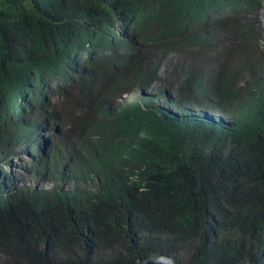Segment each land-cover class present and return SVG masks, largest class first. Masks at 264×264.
<instances>
[{
	"label": "trees",
	"instance_id": "obj_1",
	"mask_svg": "<svg viewBox=\"0 0 264 264\" xmlns=\"http://www.w3.org/2000/svg\"><path fill=\"white\" fill-rule=\"evenodd\" d=\"M252 2L0 0V154L20 141L19 133L27 139L35 131L29 127L36 122L21 117L19 96L41 102L53 82L63 113L54 106L51 119L74 122L78 109L120 83L117 58L136 40L208 22L221 41L254 51L256 30L237 16ZM224 8L227 14L215 16ZM103 47L108 54L99 57ZM226 100L233 106V96ZM187 122L201 140L197 166L181 152L155 163L137 149L133 159H120L127 163L90 161L60 140L52 158L67 167L60 176L78 179L76 189L58 186L62 180L36 158L27 170L46 177L49 188L25 185L5 201L0 182V264H264V142L257 136L264 115L235 145L210 123ZM114 143L125 154L127 142ZM201 178L209 182L204 193Z\"/></svg>",
	"mask_w": 264,
	"mask_h": 264
},
{
	"label": "clouds",
	"instance_id": "obj_2",
	"mask_svg": "<svg viewBox=\"0 0 264 264\" xmlns=\"http://www.w3.org/2000/svg\"><path fill=\"white\" fill-rule=\"evenodd\" d=\"M228 12L224 8L215 16ZM237 16L244 28L256 30L254 51L245 53L243 45L221 41L208 22L204 27L159 32L148 42L136 40L115 57L121 59L114 75L120 83L108 85L87 107L78 109L72 115L77 116L74 122L69 119L63 124L51 119L54 106L61 104L50 86L53 82L43 91L41 102L19 96L17 102L23 105L21 117L27 122L35 121L36 125L29 127L35 129L30 132L32 135L26 139L19 133L20 141L0 154V182L6 191L5 201L22 186L52 185L46 177L35 178L27 170L37 154L40 169L62 180L58 186L67 190L79 186L76 177L60 176L67 167L53 161L52 150L60 140H70L71 149L90 161L106 158L113 163H127L120 159H133L137 149L150 155L155 163L172 160L173 154L181 152L191 156L190 163L197 166L201 162V140L195 126L187 122L190 119L210 123L221 132V138L235 145L255 120L264 115V0H253ZM215 39L220 42L214 44ZM103 48L98 52L99 57L108 54ZM211 88L215 89L216 101L207 95ZM229 96L235 98L233 106L227 103ZM127 105L135 108H123ZM126 129L132 130V134L125 133ZM17 130L20 132L21 126ZM60 131H64V137L59 136ZM117 131L120 135L115 139ZM257 136L264 142V128ZM115 141L127 142L125 154L116 152ZM201 180L204 193L209 182L205 178ZM205 211L214 214V221L220 222L212 205L205 206Z\"/></svg>",
	"mask_w": 264,
	"mask_h": 264
},
{
	"label": "bare ground",
	"instance_id": "obj_3",
	"mask_svg": "<svg viewBox=\"0 0 264 264\" xmlns=\"http://www.w3.org/2000/svg\"><path fill=\"white\" fill-rule=\"evenodd\" d=\"M198 58V57H197ZM196 58V59H197ZM215 89L214 88H211V90L207 93V95H208V97L212 100V101H216L217 99H216V96H215V91H214ZM130 106H133V105H130ZM130 106H125V107H123V108H125L126 109V107H130ZM39 123H41V120L39 121ZM22 138H25V136L23 135V134H21L20 135ZM52 139V138H51ZM45 153V155H47L48 156V158H49V156H50V154L49 153H47L46 154V151L44 152ZM36 160H38V162H39V160H40V156H39V154H37V156H36ZM61 162H63V161H65V157H63L61 160H60ZM43 163H45V160H44V162ZM12 170H13V168H11ZM65 184H66V181H65ZM34 187L35 188H37V187H39L36 183L34 184ZM0 255H2L3 256V254L2 253H0ZM1 256V257H2Z\"/></svg>",
	"mask_w": 264,
	"mask_h": 264
},
{
	"label": "rangeland",
	"instance_id": "obj_4",
	"mask_svg": "<svg viewBox=\"0 0 264 264\" xmlns=\"http://www.w3.org/2000/svg\"><path fill=\"white\" fill-rule=\"evenodd\" d=\"M62 108H63V107L60 108V111L63 113V109H62ZM64 134H65L64 131H60V132H59V136H60V137H64Z\"/></svg>",
	"mask_w": 264,
	"mask_h": 264
}]
</instances>
